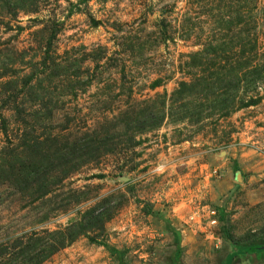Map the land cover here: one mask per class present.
Listing matches in <instances>:
<instances>
[{
	"label": "rangeland",
	"instance_id": "obj_1",
	"mask_svg": "<svg viewBox=\"0 0 264 264\" xmlns=\"http://www.w3.org/2000/svg\"><path fill=\"white\" fill-rule=\"evenodd\" d=\"M236 9L242 26L218 29ZM247 36L244 56L263 64L264 0H0V248L78 220L40 264H264V77L249 84L244 68L218 96L170 101L198 74L188 54L212 37L231 61ZM222 100L223 114L178 119ZM139 108L161 120L122 121ZM22 138L51 156L24 189L6 177L25 162Z\"/></svg>",
	"mask_w": 264,
	"mask_h": 264
},
{
	"label": "trees",
	"instance_id": "obj_2",
	"mask_svg": "<svg viewBox=\"0 0 264 264\" xmlns=\"http://www.w3.org/2000/svg\"><path fill=\"white\" fill-rule=\"evenodd\" d=\"M239 7V6H238ZM241 8V7H240ZM243 16V13H240L235 10V17L233 20H225L224 18H219L220 20L217 22L218 29L222 30L223 32H230L234 28L239 26H242L243 19L241 18ZM245 23V22H244ZM243 23V24H244ZM247 32V31H246ZM213 39V41H212ZM245 42L238 43V52L240 55H237L233 60L230 61V56H227L224 54L226 49L231 46V43H216L215 38L209 37L207 41L204 42L201 46L200 52L196 51L191 54H188L186 57V60L184 62L186 68L187 67H199L198 74L195 77H192L190 79H181L177 82L176 88L172 91L171 94V102L175 103H187L188 100H190L191 95H198V97H204L207 96H218L221 93H223L222 89L220 90V87H223L224 82L229 84L237 85V83L240 80L238 71H242V69L246 68V73L248 76V83L251 84V82H255V79L259 78L262 79L264 77V62L263 64L257 65L254 64V67L252 66V59L254 55H251L245 57V53H252L255 49V43L252 40H249V36L246 38H243ZM248 47H245L246 44ZM229 45V46H227ZM254 54V53H253ZM220 56L222 59H224V62L226 67L224 66L222 70L220 71L221 66L218 67V65L215 66V62L217 58ZM247 55V54H245ZM232 57V56H231ZM203 60V62L201 61ZM229 61V62H228ZM213 65V68L211 70L210 67ZM218 67L219 69H217ZM231 75L227 80H225V77ZM238 74V75H237ZM225 80V81H224ZM211 81V85L210 82ZM226 84V85H227ZM157 85V82H153L151 86ZM209 86L210 90L206 92L205 87ZM220 102L215 101L213 104H207L205 103L204 106L202 104L195 105L193 107V110L191 112H186V110L182 113V115L179 116L178 119H182L187 117L189 120H192L193 122H202V118H206L211 116V113L215 110H218L223 114L226 110V104L224 100ZM244 106L248 105L250 103H254V99H248L247 101H244ZM243 104V101H242ZM195 107H197L198 111H194ZM207 107L209 111L204 115L201 116L200 110ZM140 109V108H139ZM136 112V117L133 116V118L129 117V114L125 113L123 114L122 121L128 120L129 124L134 127L135 130H143L144 128L148 129L157 124L160 120L162 115L161 114H155L154 120L151 122L147 120V117H145L143 112L145 109H140ZM142 112V115H141ZM148 119H150V116H148ZM133 122V123H132ZM22 143L25 145L26 152L24 151V159L25 162L18 165L16 167H12V165L8 166L7 168L9 176H6L8 181L10 179L17 177L16 181L20 184H18L22 189H24L29 183L35 182L36 184L39 183V181L42 178H45L46 175L49 173L51 168H45L47 162H50L49 159L51 158L50 154L42 151L43 149L41 147H38L40 142H36L35 140H32V142L29 141L28 138H22ZM84 146H87L91 143H94V140L91 139H85L83 140ZM24 150V149H23ZM50 152V151H49ZM51 163V162H50ZM20 164V165H19ZM48 169V170H47ZM30 178V181H26V179ZM40 178V180H39ZM39 180L36 182V180ZM13 182V181H11ZM16 183V182H15ZM44 194V192H43ZM81 223L77 220L71 224H68L63 228V231L61 230H54L51 232H45L46 234H49L50 236L55 235L58 236V239H48L50 241H45L43 244H39V240L41 239L38 234H30L26 238L21 237H15L11 245L9 247V250L12 252L13 257L10 259V262L12 264H40L43 260H45L50 254H52L57 249L63 247L67 241H71L73 239V235L77 233H81L80 231L83 230V227L80 226ZM88 227V226H86ZM8 248L2 247L0 248V256L7 253L9 255V252H6ZM257 249V248H256Z\"/></svg>",
	"mask_w": 264,
	"mask_h": 264
},
{
	"label": "built area",
	"instance_id": "obj_3",
	"mask_svg": "<svg viewBox=\"0 0 264 264\" xmlns=\"http://www.w3.org/2000/svg\"><path fill=\"white\" fill-rule=\"evenodd\" d=\"M210 215H211V217H212V218H214L213 211H211V212H210ZM209 222H210V223H212V224H214L215 220H214V219H212V220H210Z\"/></svg>",
	"mask_w": 264,
	"mask_h": 264
}]
</instances>
